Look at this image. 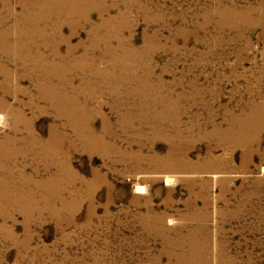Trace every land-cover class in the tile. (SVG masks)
Listing matches in <instances>:
<instances>
[{
    "label": "rangeland",
    "instance_id": "rangeland-1",
    "mask_svg": "<svg viewBox=\"0 0 264 264\" xmlns=\"http://www.w3.org/2000/svg\"><path fill=\"white\" fill-rule=\"evenodd\" d=\"M21 1L0 0L1 44L35 30L63 55L78 46L77 116L142 115L122 153L59 144L49 102L14 94L23 62L0 58V101L22 114L0 104V264H264V0H98L106 28L97 11L84 28L56 0Z\"/></svg>",
    "mask_w": 264,
    "mask_h": 264
},
{
    "label": "bare ground",
    "instance_id": "bare-ground-1",
    "mask_svg": "<svg viewBox=\"0 0 264 264\" xmlns=\"http://www.w3.org/2000/svg\"><path fill=\"white\" fill-rule=\"evenodd\" d=\"M97 1L98 0H61V1L56 0L52 4H49V6H52L54 4H56L58 7L63 6L65 11L69 10L70 13L77 15L78 18L80 17V20H81L80 26H82L84 28L87 26L94 27L95 25H97V22L95 23L94 20L92 21L91 16H90V14L93 11H97L99 14V17L101 19V21H99V23H101V24H99L98 26H100V28H104V27L106 28L107 23L106 22L103 23V22L105 21L106 15H108V13H107L108 11L106 12L105 9L99 8L98 7L99 2L97 3ZM45 3H47V2H45ZM19 4L22 5V8H21L22 10H25V9L27 10V9L33 8V7L40 8V9H43V8L46 9V7H47L46 4L42 3V0H22ZM45 5H46V7H45ZM46 10H48V9H46ZM55 16H56V14H55ZM55 16H53V17H55ZM41 21H43V18ZM82 24H84V26ZM77 26H79V25L77 24ZM32 28H33V26H32ZM76 29L78 30V28H76ZM76 29L73 28V34L77 31ZM53 30L57 31L56 29H53ZM96 32H97V30H96ZM108 33H105L106 36L102 37L103 38L102 40H104L106 44H107V38L109 39V37H107ZM22 34H23V38H27V41H25V44L23 43L24 45L21 42L22 45L14 50V48H12V49L5 48L4 45L1 44V40H2L3 36L1 35V32H0V58H1V60H3L5 62L7 59L8 61H11L12 64H13V61L16 63L23 62V63H21L22 64L21 69L24 71V73L22 72V74L17 75V77H18L17 88L18 89H16V92H14V94L16 95V97L18 99V102L19 103L22 102L27 106L36 105V101L49 102L51 107L55 110L56 118L60 120L59 125H54L52 127V131H54L53 139L58 141L59 144L69 143L72 147L76 148L77 144L73 140V138H74L76 141H79L80 143H82L83 149H84V147H88V148L91 147L93 150L100 151V153L103 152L104 154H111V153L119 154V153H122V151H126L123 147V142H124L123 133H126V131H127V128L125 126V122L128 120L129 121L134 120L138 115H142V114L137 112V110L135 108H132L134 110V112H133V111L128 110L122 106L115 107L113 110H111V114L115 116L117 123L112 124L111 119L108 117L107 114H105V112L102 109H96L94 111L95 114H93V116L94 117L95 116L102 117V121H103L102 130L101 131L96 130L94 128L95 118L93 116H90L89 114H88V116H89L88 117V116H86L85 113H84L85 114L84 115L82 112H80V114L83 115L84 119L86 120V121H83L82 118L80 117V115L79 116L76 115V107L74 106V103H75L74 99L76 98L75 95H76V90H77V89L75 90L76 86L74 84V79L76 78V77H74V73H76L77 71L74 68H75L76 62L78 63V61H75V60H78L77 59L78 57L76 58L75 52L77 51L78 46L77 47L69 46L67 49L68 50L67 55H63L62 52H60L59 49L57 48V46H58L57 44H55L57 46L52 45V47H51L44 42L46 45L45 46L41 45L39 43V41L41 40L42 36H41L39 31H35V30H27L26 31V30H24V32ZM100 36H98L97 33L94 32V35L90 36L89 39L87 38L88 39L87 42L93 46L94 43L97 41L98 37L100 39ZM15 37H13V38H15ZM59 38H61V37L59 36ZM63 39H64V37H63ZM6 40L8 41V39H6ZM18 40L19 39H17V41ZM64 40H67V39H64ZM64 40H60V43L64 42ZM68 41H70V40H68ZM47 42H49V41H47ZM108 42L110 43V41H108ZM7 43H10V42H7ZM49 44H51V43H49ZM106 53L110 55L111 52L107 51ZM13 57H17L18 59L13 60ZM96 59L97 58H95V59L93 58V61L95 62ZM116 61L118 62L117 59H116ZM89 63H91V62H89ZM110 63H111V61H110ZM111 64H113V62ZM108 68H109V66H108ZM121 68L122 67H120V69ZM21 69H19V70H21ZM117 69H119V68H117ZM89 71L99 72V70L96 68V66L94 65L93 62L91 64ZM0 72L3 74L5 73L4 66L0 67ZM122 73H123V71H122ZM93 75H94V73H93ZM116 75H119V74L116 73ZM8 78L11 80L10 77H8ZM114 78L115 77H113V79ZM91 79H93V78H91ZM96 80H98V79H96ZM4 81H5L4 85H0V92L6 94L7 96L11 95L10 89L12 87V82L10 83V81L8 79L4 80ZM24 81H29L30 86L24 87L23 86ZM97 82H100V81H97ZM91 86H92V84H91ZM103 87H104V85H103ZM108 87H109V85H108ZM108 87H106V88H108ZM109 90H111V89H109ZM94 91H95V89H94ZM97 91H98V89H97ZM107 92H109V91H107ZM114 92H116V91H114ZM117 94H116V96H117ZM23 95H24L25 99H29V101L27 103H25L24 98L18 97V96L23 97ZM119 96H123V95H119ZM129 97H131V95ZM0 104L5 108L10 109V115L15 114V111L12 110L11 107L8 105V102L4 99V96H2V100L0 101ZM109 108H110V106H109ZM140 110H143V109H139V111ZM7 111H9V110H7ZM17 114L14 116H19V115L21 116L22 115L21 112H20V114H18V115ZM138 117H140V116H138ZM5 119H6V116L0 115V124H3ZM132 122H134V121H132ZM148 122H149V120H148ZM28 126H31V124H28ZM115 126H117L116 129H115ZM137 131L139 132V130H137ZM23 141H24L23 139H19L18 141H15V142H23ZM125 141H126V139H125ZM134 141H135V139H134ZM124 144H126V143H124ZM31 145L32 146L24 144L22 150H24L25 154L28 153L27 150L40 149V148H38L40 146V143L36 140L35 136L32 137ZM133 149H136V148H133ZM141 152H142V150H141Z\"/></svg>",
    "mask_w": 264,
    "mask_h": 264
}]
</instances>
